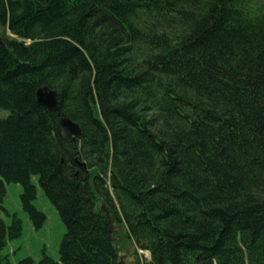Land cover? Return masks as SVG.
I'll use <instances>...</instances> for the list:
<instances>
[{
    "label": "trees",
    "instance_id": "trees-1",
    "mask_svg": "<svg viewBox=\"0 0 264 264\" xmlns=\"http://www.w3.org/2000/svg\"><path fill=\"white\" fill-rule=\"evenodd\" d=\"M0 25V198L41 226L38 176L65 227L37 264H124L120 229L136 264H264V0H0Z\"/></svg>",
    "mask_w": 264,
    "mask_h": 264
},
{
    "label": "rangeland",
    "instance_id": "rangeland-1",
    "mask_svg": "<svg viewBox=\"0 0 264 264\" xmlns=\"http://www.w3.org/2000/svg\"><path fill=\"white\" fill-rule=\"evenodd\" d=\"M31 182L36 187V197L31 201L32 205L45 215V220L39 227L33 224L23 206L21 200L23 186L14 182L4 183V194L0 198V219L6 225H10L14 217L21 221L20 235L8 238L2 249V254L9 258V264H37L44 255L55 260L59 258V245L65 232L64 224L55 206L40 187L38 176H32ZM120 231L119 234L116 233V238L123 239L126 245V252L123 250L122 259L127 264L133 262L136 257L140 262L148 260L149 253L136 249L132 241L125 239L123 230L120 229ZM126 256H130L132 261H129V257Z\"/></svg>",
    "mask_w": 264,
    "mask_h": 264
},
{
    "label": "water",
    "instance_id": "water-1",
    "mask_svg": "<svg viewBox=\"0 0 264 264\" xmlns=\"http://www.w3.org/2000/svg\"><path fill=\"white\" fill-rule=\"evenodd\" d=\"M0 39L5 40V35L0 25ZM36 101L48 111L58 109L57 93L48 86L39 87L35 91ZM81 134L79 125L67 117H60L58 120L57 135L63 139L75 141Z\"/></svg>",
    "mask_w": 264,
    "mask_h": 264
},
{
    "label": "flooded vegetation",
    "instance_id": "flooded-vegetation-1",
    "mask_svg": "<svg viewBox=\"0 0 264 264\" xmlns=\"http://www.w3.org/2000/svg\"><path fill=\"white\" fill-rule=\"evenodd\" d=\"M126 257H129V261H132V259H130L131 258L130 256H126ZM130 264H136V259L133 262H131Z\"/></svg>",
    "mask_w": 264,
    "mask_h": 264
}]
</instances>
